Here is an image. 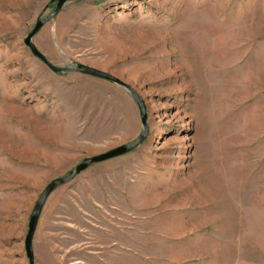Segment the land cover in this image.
Listing matches in <instances>:
<instances>
[{"label": "rangeland", "instance_id": "1", "mask_svg": "<svg viewBox=\"0 0 264 264\" xmlns=\"http://www.w3.org/2000/svg\"><path fill=\"white\" fill-rule=\"evenodd\" d=\"M56 2L0 0V264H28L48 183L141 132L124 88L30 54ZM32 42L128 84L148 126L51 191L35 264H264V0H70Z\"/></svg>", "mask_w": 264, "mask_h": 264}, {"label": "water", "instance_id": "2", "mask_svg": "<svg viewBox=\"0 0 264 264\" xmlns=\"http://www.w3.org/2000/svg\"><path fill=\"white\" fill-rule=\"evenodd\" d=\"M69 1L70 0H57L53 11L48 16L42 19H39L35 22V25L33 26L32 30L24 38L25 46L28 47L30 54H32L33 56L41 60L54 73H60V72L64 73V72L75 71V72L83 73L89 76L97 77L100 79H104V80L116 83L122 88H124V90L130 93V96L133 98V100L136 102L139 108V114H140V120H141V132L134 140L128 143H125L123 145L107 150L106 152H102V153L84 158V160L81 161L76 166H74L66 176L55 178L45 186V188L40 193L33 207V210L31 212V215L29 216V220L27 224V231H26V235L24 238V248H25V255H26L28 264H35L33 248H32V238H33L36 226H37V222H38L42 207L45 203L46 198L51 193V191H53L57 186L73 179L76 175L84 171L91 164L99 163V162L125 154L128 150L140 144L144 140L147 134V131H148L147 113H146L144 102L138 97V95L132 90V88L128 84H126L125 82L121 81L117 77L107 72H104L102 70L96 69L94 67H91L85 64H76L74 66H56L52 64L49 59L43 56L35 48L32 42L34 35L46 22H48L54 16H56L58 12Z\"/></svg>", "mask_w": 264, "mask_h": 264}, {"label": "bare ground", "instance_id": "3", "mask_svg": "<svg viewBox=\"0 0 264 264\" xmlns=\"http://www.w3.org/2000/svg\"><path fill=\"white\" fill-rule=\"evenodd\" d=\"M184 46H185V48L181 50V53H182V54H183V52L186 53V52H185L186 49L190 47V46H189V43H187V44L184 45ZM176 48H177V47H176ZM176 48H175V49H176ZM184 50H185V51H184ZM187 51H188V50H187ZM169 52H170V53H174L171 49L169 50ZM175 54H176V52H175ZM185 55H186V54H185ZM182 56H183V55H182ZM191 57H192V56H191ZM203 57H204V56L202 55V56H199L198 58H199L200 60H203ZM182 58H183V57H182ZM193 58H194V57H193ZM198 58H197V63H198ZM187 60H188V59H187ZM193 60H194V59H193ZM193 60H192V62H193ZM190 62H191V61H190ZM192 62H191V63H192ZM184 65H185V64H184ZM190 66H191V65H190ZM183 69H184V67H183ZM185 69H186V68H185ZM184 71H185V70H184Z\"/></svg>", "mask_w": 264, "mask_h": 264}]
</instances>
